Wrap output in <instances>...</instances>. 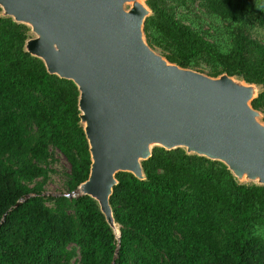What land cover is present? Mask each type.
I'll use <instances>...</instances> for the list:
<instances>
[{"label": "trees", "instance_id": "1", "mask_svg": "<svg viewBox=\"0 0 264 264\" xmlns=\"http://www.w3.org/2000/svg\"><path fill=\"white\" fill-rule=\"evenodd\" d=\"M143 34L168 63L260 87L264 0H147ZM0 8V264H264V186L240 184L219 161L152 149L144 179L118 173L109 205L80 195L91 158L79 91L25 50L30 28ZM66 195H45L54 153ZM72 196V197H71Z\"/></svg>", "mask_w": 264, "mask_h": 264}, {"label": "water", "instance_id": "2", "mask_svg": "<svg viewBox=\"0 0 264 264\" xmlns=\"http://www.w3.org/2000/svg\"><path fill=\"white\" fill-rule=\"evenodd\" d=\"M136 1L0 0L3 16L38 37L25 50L78 88L91 166L77 192L98 204L112 231L115 176L144 179L141 163L155 147L186 148L223 163L235 179L264 186V124L251 107L254 85L168 63L146 44L151 12Z\"/></svg>", "mask_w": 264, "mask_h": 264}, {"label": "rangeland", "instance_id": "3", "mask_svg": "<svg viewBox=\"0 0 264 264\" xmlns=\"http://www.w3.org/2000/svg\"><path fill=\"white\" fill-rule=\"evenodd\" d=\"M144 3H145V1H144ZM132 7H133V5L129 1L124 5V10L126 12H129L132 9ZM37 38L38 37L30 30V38L28 41L33 40V39H37ZM144 40H145V38H144ZM153 52L159 55V53L157 51L153 50ZM202 75L206 76L205 74H202ZM235 81L237 82V84L242 83L241 80L236 79V78H235ZM239 86L243 87L241 85H239ZM251 89L253 92L252 98H255L260 92V87L253 86ZM257 119L260 123H262V115L260 113H258ZM183 149L187 150L186 148H183ZM186 152H188V151H186ZM53 158H54V162L51 163V166H50L51 172L49 174V178L46 181V184L44 185L45 195H47V196H49V195H53V196L66 195V190H65V180L66 179H65V177H66V174L68 173V165H67L66 161L64 160V158L57 152L54 153ZM236 180L240 184H257V181H252L248 178H243V179L236 178Z\"/></svg>", "mask_w": 264, "mask_h": 264}, {"label": "bare ground", "instance_id": "4", "mask_svg": "<svg viewBox=\"0 0 264 264\" xmlns=\"http://www.w3.org/2000/svg\"><path fill=\"white\" fill-rule=\"evenodd\" d=\"M144 1L145 0H137L136 2L139 4V5H142L144 8H145V6H144ZM255 121H256V123L257 124H259V125H261V123L258 121V119L256 118L255 119ZM82 126L86 129V127H87V121L85 120L83 123H82ZM113 220V219H112ZM113 225V231L115 232V234H116V236H118V231H119V228H118V226L115 224V222H114V220H113V223H112Z\"/></svg>", "mask_w": 264, "mask_h": 264}]
</instances>
